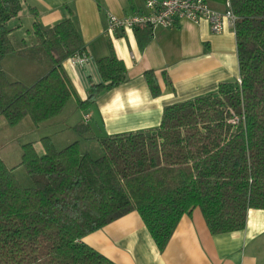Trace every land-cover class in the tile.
I'll list each match as a JSON object with an SVG mask.
<instances>
[{
  "label": "trees",
  "instance_id": "trees-1",
  "mask_svg": "<svg viewBox=\"0 0 264 264\" xmlns=\"http://www.w3.org/2000/svg\"><path fill=\"white\" fill-rule=\"evenodd\" d=\"M227 1L236 16L238 80L164 107L155 129L98 138L97 158L82 153L78 141L57 150L42 137V154L23 144L19 165L31 187L20 186L0 160V264H114L82 239L130 212L162 252L180 218L195 208L212 235L241 231L249 209L264 210V0ZM20 11V0H0V117L10 127L29 117L37 128L74 95L62 63L85 49L70 10L44 28L30 9L35 48L50 68L28 86L8 80L1 61L17 51L8 24ZM95 69L100 82L76 100L79 109L126 82L114 54L97 59ZM144 77L157 96L153 73ZM73 131L83 136L89 129L81 123Z\"/></svg>",
  "mask_w": 264,
  "mask_h": 264
},
{
  "label": "crops",
  "instance_id": "crops-1",
  "mask_svg": "<svg viewBox=\"0 0 264 264\" xmlns=\"http://www.w3.org/2000/svg\"><path fill=\"white\" fill-rule=\"evenodd\" d=\"M20 1L21 11L8 27L14 29L11 37L23 48L19 52L24 53V58L20 55L22 59L14 64L11 81L28 86L50 68L44 54L35 48L30 9L36 11L37 21L44 28L66 19L70 10L85 49L84 65L72 64L70 59L62 63L74 93L67 104L72 102L76 116L67 119L62 115L64 109L39 125L50 131L43 137H49L57 150L78 141L80 151L91 155L85 143L97 144V139L104 136L155 129L164 107L214 93L220 83L238 80L234 27L227 23L219 34L212 33L204 20H184L170 29L153 32L140 28L105 34L107 14L123 17L142 12L145 0ZM205 1L213 10H226L227 0ZM22 19L29 25L27 35L21 28ZM146 33L149 38L140 47L139 38H145ZM27 51L37 54L29 55ZM111 54L123 62L126 82L102 90L93 104L79 109L76 100H84L90 85L100 82L95 61ZM147 71L154 75L159 88L157 96L150 93L144 77ZM81 123L89 129L82 137L73 133L74 126ZM66 131L70 134L66 135ZM60 133L65 135L57 138ZM35 150L38 154L43 152L42 147ZM82 242L114 264H264V210L249 209L241 231L212 235L200 210L195 208L180 218L162 252L157 250L136 212L85 236Z\"/></svg>",
  "mask_w": 264,
  "mask_h": 264
},
{
  "label": "built area",
  "instance_id": "built-area-1",
  "mask_svg": "<svg viewBox=\"0 0 264 264\" xmlns=\"http://www.w3.org/2000/svg\"><path fill=\"white\" fill-rule=\"evenodd\" d=\"M184 20L193 23L204 20L212 33L219 34L225 23L234 27L236 16L229 8L228 1L226 10L218 12L211 9L205 0H145L142 12L123 17L107 14L105 34L133 32L140 28H146L150 32L157 29H170ZM70 60L72 64L84 65L86 55L84 53ZM237 121L236 117L232 119L234 124Z\"/></svg>",
  "mask_w": 264,
  "mask_h": 264
},
{
  "label": "rangeland",
  "instance_id": "rangeland-1",
  "mask_svg": "<svg viewBox=\"0 0 264 264\" xmlns=\"http://www.w3.org/2000/svg\"><path fill=\"white\" fill-rule=\"evenodd\" d=\"M25 18L28 19L27 17ZM21 24H22L21 28L24 30V34L27 35L26 31L29 29L28 23H26L25 19H22ZM19 39L20 38L18 37L17 38L18 42H19ZM11 40H12L13 46L15 47L17 51L15 54L7 55L1 61V67L6 77L8 78V80H12L10 78H12L13 67H15L14 64L19 63L17 59L18 60L22 59L20 55L24 58V53L19 52L20 50L18 48L17 42L14 40L13 37H11ZM36 51H27L25 53L29 55H33V54L35 55L37 54ZM72 107H73V104L72 102H70L64 108L65 109L64 114H62V115H65L67 119L69 120L73 118V115L76 116V114H73ZM45 129L46 128H44V126H41V127L38 126L36 128L32 124L29 117H26L24 120H22L18 125L14 127L8 126L5 120L2 117H0V160L3 161V163L6 165L7 168L12 170V174L14 175L15 179L20 184V186L24 188L31 187L33 183L30 177L28 176V174L26 173L25 169L21 165H19V162L21 160V155H22V145L27 144V143H33L34 148L39 149L41 145L39 144L38 140L40 139V137H43L48 132H50ZM73 133L77 136L75 132ZM65 134L68 135L70 134V132L66 131ZM65 134L60 133V134H57L56 136L58 138ZM56 146H58L57 148H59L62 145L60 143L59 144L56 143ZM84 146L86 147V150L91 152V155L93 157L97 158L101 156V150L97 144H93L91 142V143H85Z\"/></svg>",
  "mask_w": 264,
  "mask_h": 264
}]
</instances>
